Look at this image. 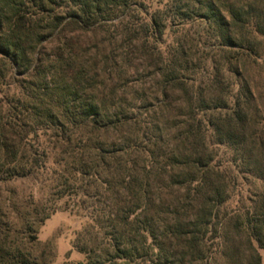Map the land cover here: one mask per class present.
Returning <instances> with one entry per match:
<instances>
[{
    "label": "trees",
    "instance_id": "1",
    "mask_svg": "<svg viewBox=\"0 0 264 264\" xmlns=\"http://www.w3.org/2000/svg\"><path fill=\"white\" fill-rule=\"evenodd\" d=\"M218 1L171 0L164 10L151 14L137 0H0V85L7 68L33 79L31 93L19 98L27 120L22 122L16 105L8 110L0 105V179L33 171L36 161L23 164L20 154L27 148H16L15 140L29 123L50 130L66 122L106 121L105 105L88 96L90 74L79 63V54L71 51L68 32L103 30L119 20L126 24L138 11L150 21H142L136 31L164 42L167 10L187 20L200 16L217 32L220 60L213 62L214 74L205 85L187 76L195 64L182 42L161 56L162 77L170 85L154 113L160 119L159 115L176 111L171 121L174 131L167 132L169 121L156 126V115H149L144 130L153 133L154 148L129 144L115 152L108 188L114 201L109 219L114 225L109 247L98 256L100 264H141L155 253L173 264H215L217 254L226 256L228 263H238L233 257L238 253L247 255L249 264H264V93H256L245 71L263 59L264 0H232L225 10ZM131 25L127 21L126 29ZM63 38L61 52L46 50V43ZM224 71L238 77L237 96H227ZM172 88L182 92L181 102L170 100ZM115 109L118 125L133 124L131 117L122 116V108ZM141 109L140 116L150 112ZM164 134L172 140L163 141ZM215 145L233 149L238 173H248L261 183L248 198L250 205L241 207H246L245 214L236 219L226 206L236 194L238 179L216 162ZM134 155L140 158L133 159ZM77 156L81 162L76 177L97 182L99 170L87 172L84 154ZM108 160L99 152L94 167ZM229 225L239 245H231L227 254L223 241ZM7 234L0 228V264H26L9 257Z\"/></svg>",
    "mask_w": 264,
    "mask_h": 264
},
{
    "label": "rangeland",
    "instance_id": "2",
    "mask_svg": "<svg viewBox=\"0 0 264 264\" xmlns=\"http://www.w3.org/2000/svg\"><path fill=\"white\" fill-rule=\"evenodd\" d=\"M137 1L144 3L152 14L164 10L171 0ZM231 1L219 0L218 3L225 10L224 5ZM191 6L194 12L195 8ZM166 13L164 42L146 38L136 31L142 21H150V17L138 11L126 19V24L130 20L132 22L128 29L126 24H121L124 20H119L103 30H71L67 33L66 39L72 44L71 51L79 54V63L90 74L86 84L88 96L105 105L108 110L104 117L106 121L102 124L66 122L50 130H39L38 126L29 123L17 136L16 148H27V152L23 150L20 154L22 163L30 164L33 158L36 162L33 171L26 176L20 173L15 177L3 175L0 179V228L8 233L9 257L12 260L26 264H100L98 256L109 247V234L114 225L109 219L114 201L108 188L113 182L114 171L111 168L116 160L115 152L129 144L138 148H154L153 133L145 132L144 128L148 116L156 115L155 108L162 105L163 90L170 85L162 77L161 56L171 52L179 41L182 42L195 64L186 74L197 80L199 85L208 82L214 74L213 62L220 60L215 27L200 16L187 20L169 10ZM64 40L52 39L46 43V50L53 48L56 53L61 52ZM261 47L262 61L245 67L258 95L259 92L264 93V42ZM151 54L153 57L149 58ZM224 73L227 96H237L238 77L231 72ZM3 76L0 105L7 110L16 105L17 113L24 122L28 116L27 109L19 98L31 93L29 82L33 79L10 68L3 69ZM170 100L181 102L182 92L172 88ZM118 106L123 110L122 116L131 117L133 124L120 126L116 123L114 114ZM142 107L150 110L148 115L140 116ZM175 114L176 111L164 117L159 115L160 119L156 115V126L169 121L166 123L167 132H172L171 121ZM164 136L163 141L172 140L171 136ZM211 139L214 140L213 137ZM215 150L216 162L230 172L232 178L238 179L236 194L226 206L229 216L236 219L238 214H245L246 207L244 210L241 207L250 205L248 198L261 183L248 173H238L240 168L235 162L233 149L215 145ZM99 152H104L109 160L108 164L95 168L94 156ZM79 153L84 154L87 172L99 170L97 182L76 177L81 162L77 156ZM132 158L137 160L140 156ZM53 209L56 211L45 219ZM228 227L223 245L229 248L227 254H230V246L237 247L239 243L231 226ZM34 235L38 236V240H33ZM261 254L264 263V249ZM217 256L215 264H249L248 256L243 253L233 254L238 263H228L227 257L222 254ZM141 264L173 262L155 253L151 254L150 261Z\"/></svg>",
    "mask_w": 264,
    "mask_h": 264
}]
</instances>
